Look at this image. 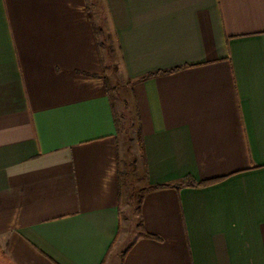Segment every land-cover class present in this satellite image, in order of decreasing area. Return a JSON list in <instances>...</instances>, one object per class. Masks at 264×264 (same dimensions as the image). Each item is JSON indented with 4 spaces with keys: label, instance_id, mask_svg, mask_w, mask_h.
Wrapping results in <instances>:
<instances>
[{
    "label": "crops",
    "instance_id": "crops-1",
    "mask_svg": "<svg viewBox=\"0 0 264 264\" xmlns=\"http://www.w3.org/2000/svg\"><path fill=\"white\" fill-rule=\"evenodd\" d=\"M4 262L264 264V0H0Z\"/></svg>",
    "mask_w": 264,
    "mask_h": 264
},
{
    "label": "rangeland",
    "instance_id": "rangeland-1",
    "mask_svg": "<svg viewBox=\"0 0 264 264\" xmlns=\"http://www.w3.org/2000/svg\"><path fill=\"white\" fill-rule=\"evenodd\" d=\"M102 50L104 53V59L106 62V73L109 77L111 86L113 87L114 98L118 105V114L121 121V140H122V150L125 155L126 165L128 163L127 170L130 172L131 182L134 188L136 200L138 201L141 192L137 188L139 186V177L142 173L143 165L141 162L138 163L139 168H136L135 161V152H136V139H134L131 120L128 112V101L127 98L124 97V89L120 85V74L118 73V64H119V51L115 42L114 37L111 34L101 33L99 35ZM121 93V94H120ZM132 187V186H131ZM10 262H4L3 264H9Z\"/></svg>",
    "mask_w": 264,
    "mask_h": 264
},
{
    "label": "trees",
    "instance_id": "trees-1",
    "mask_svg": "<svg viewBox=\"0 0 264 264\" xmlns=\"http://www.w3.org/2000/svg\"><path fill=\"white\" fill-rule=\"evenodd\" d=\"M99 31H100V30H98V29L96 28V32H97L98 34H99ZM100 33H102V31H101ZM100 44H101V42H100ZM177 69H179V67H178V68H175V69H172V70H165V71H160V72H153V73H150V74H148V75H146V76H143V78L151 77V76L157 75V74H159V73H169V72H173V71H175V70H177ZM106 82L108 83V88H109V90H110V94H112V92H113V87L111 86V84L109 83V80H108L107 78H106ZM137 136H138V143H139V146H140V152H141L142 159H143L144 162H146V152H145V145H144V137H143V131H142L141 128L139 129V131H138V135H137ZM210 182H211V181L197 182V181L194 180L193 178H186V180H185L182 184L177 185V186H181V185L196 186V185H200V184H204V185H206V184H209ZM168 186H170V185L165 184V185L151 186V187L145 188L143 191H141L142 194H141V197H140V199H139V203H140V204L142 203V201H143V200H142V195H143L145 192L150 191V190H154V189H158V188L168 187ZM141 231H142V233H143L144 235H147V236H150V237H155V236H153L152 234L146 232L144 228H142ZM157 238H159V237H157ZM125 255H126V251H124V252L122 253V255H121L122 260L125 258Z\"/></svg>",
    "mask_w": 264,
    "mask_h": 264
}]
</instances>
